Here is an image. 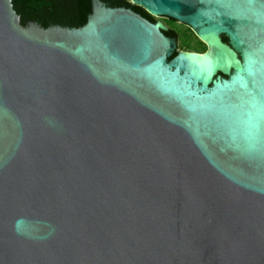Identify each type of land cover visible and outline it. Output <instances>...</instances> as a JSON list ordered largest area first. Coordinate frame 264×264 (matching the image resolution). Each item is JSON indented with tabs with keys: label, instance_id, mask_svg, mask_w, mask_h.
<instances>
[{
	"label": "water",
	"instance_id": "water-1",
	"mask_svg": "<svg viewBox=\"0 0 264 264\" xmlns=\"http://www.w3.org/2000/svg\"><path fill=\"white\" fill-rule=\"evenodd\" d=\"M131 2L0 0V264H264V0Z\"/></svg>",
	"mask_w": 264,
	"mask_h": 264
},
{
	"label": "trees",
	"instance_id": "trees-1",
	"mask_svg": "<svg viewBox=\"0 0 264 264\" xmlns=\"http://www.w3.org/2000/svg\"><path fill=\"white\" fill-rule=\"evenodd\" d=\"M107 4L105 0H100ZM112 7L132 9L135 12L149 17L144 10L130 3L129 0H109ZM13 7L17 15L21 18V24L36 23L47 29L50 27L82 28L86 25L88 17L92 13V0H13ZM176 21L168 19L167 24L172 31L165 32L170 38L178 39L182 42L181 49L186 52L203 54L206 46L192 35L184 32L183 38L174 27ZM227 42V39L224 38Z\"/></svg>",
	"mask_w": 264,
	"mask_h": 264
},
{
	"label": "flooded vegetation",
	"instance_id": "flooded-vegetation-1",
	"mask_svg": "<svg viewBox=\"0 0 264 264\" xmlns=\"http://www.w3.org/2000/svg\"><path fill=\"white\" fill-rule=\"evenodd\" d=\"M105 1H107L106 3H107V5H109L111 8H117V7H112L113 5H112V3L109 1V0H105ZM130 1V3H131V0H129ZM132 4V3H131ZM133 5V4H132ZM136 7H138V6H136ZM140 8V7H139ZM119 9V8H118ZM142 9V8H141ZM132 10V9H131ZM142 10H144V9H142ZM134 11V10H133ZM145 11V10H144ZM135 12V11H134ZM146 12V11H145ZM135 13H137V12H135ZM147 13V12H146ZM137 14H139V13H137ZM148 14V13H147ZM140 16H142L143 18H145V19H147L148 21H150L151 23H153V24H155V23H161L162 25H164L167 29H168V31L167 32H169V31H172L171 30V28H170V26L167 24V18H162V20L164 21V22H161V21H159V17L157 18V17H154V16H152V15H150V14H148V15H150L149 17H146V16H143L142 14H139ZM178 22H176V24H177ZM175 24V25H176ZM185 26V25H184ZM186 29H188L189 30V32H188V34H190V35H192V37H194L195 39H197V40H199L200 42H202L196 35H195V33L191 30V28H189V27H187L186 26ZM224 38L225 37H223L222 38V41L225 43V44H228V40H227V42L226 41H224ZM177 41H178V43L180 42V40H178L177 39ZM203 43V42H202ZM204 44V43H203ZM205 46H206V48H207V45L206 44H204ZM179 48V47H178ZM208 49V48H207ZM180 51V50H179ZM207 52V51H206ZM205 52V53H206ZM193 53H195V52H193ZM205 53H203V54H205Z\"/></svg>",
	"mask_w": 264,
	"mask_h": 264
},
{
	"label": "rangeland",
	"instance_id": "rangeland-1",
	"mask_svg": "<svg viewBox=\"0 0 264 264\" xmlns=\"http://www.w3.org/2000/svg\"><path fill=\"white\" fill-rule=\"evenodd\" d=\"M132 3V2H131ZM158 18V17H157ZM159 21H161V22H164L163 20H162V18L161 17H159ZM176 24V23H175ZM174 27L178 30V32L181 34V37L183 38V33L184 32H187V30L188 29H186V26H184V25H182V24H180V23H177L176 25H174ZM181 46H182V42L180 41L179 42V50L180 51H185V50H182L181 49ZM206 51H208V49L206 50Z\"/></svg>",
	"mask_w": 264,
	"mask_h": 264
}]
</instances>
